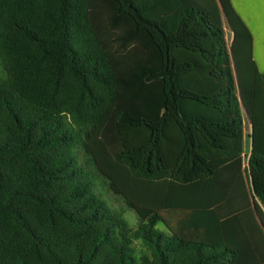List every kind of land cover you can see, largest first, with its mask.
Returning <instances> with one entry per match:
<instances>
[{
  "label": "trees",
  "instance_id": "obj_1",
  "mask_svg": "<svg viewBox=\"0 0 264 264\" xmlns=\"http://www.w3.org/2000/svg\"><path fill=\"white\" fill-rule=\"evenodd\" d=\"M0 264H264V74L231 0H0Z\"/></svg>",
  "mask_w": 264,
  "mask_h": 264
},
{
  "label": "crops",
  "instance_id": "obj_2",
  "mask_svg": "<svg viewBox=\"0 0 264 264\" xmlns=\"http://www.w3.org/2000/svg\"><path fill=\"white\" fill-rule=\"evenodd\" d=\"M231 2L253 37V59L258 71L264 74V0Z\"/></svg>",
  "mask_w": 264,
  "mask_h": 264
},
{
  "label": "rangeland",
  "instance_id": "obj_3",
  "mask_svg": "<svg viewBox=\"0 0 264 264\" xmlns=\"http://www.w3.org/2000/svg\"><path fill=\"white\" fill-rule=\"evenodd\" d=\"M225 26H226L228 44L231 45L233 35L226 21H225ZM244 123H245V133H246L245 153L247 155V158H246V163H247L249 159V155L251 153V140L249 138V135L251 133V128H250L249 120L245 113H244ZM105 198L107 199V201L109 202L112 208L116 210L126 211L125 217L128 220L131 227L136 228L138 226V217L136 213L126 208V205L121 197L115 195L114 193H107L105 194ZM137 247H138V252L141 253L142 252L141 241L136 242V248Z\"/></svg>",
  "mask_w": 264,
  "mask_h": 264
},
{
  "label": "water",
  "instance_id": "obj_4",
  "mask_svg": "<svg viewBox=\"0 0 264 264\" xmlns=\"http://www.w3.org/2000/svg\"><path fill=\"white\" fill-rule=\"evenodd\" d=\"M232 34H233V36H234V33L232 32ZM231 54L233 55V51L231 50ZM233 61H234V58H233ZM244 110V109H243ZM244 113L246 114V116H247V118H248V115H247V112H246V110H244ZM248 120H249V118H248ZM249 123H250V120H249ZM250 125H251V129H252V134H253V125L250 123ZM252 142H253V138H252Z\"/></svg>",
  "mask_w": 264,
  "mask_h": 264
}]
</instances>
